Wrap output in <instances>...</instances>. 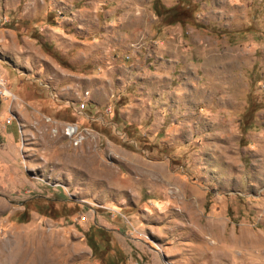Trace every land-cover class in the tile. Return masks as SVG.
<instances>
[{
  "label": "rangeland",
  "instance_id": "obj_1",
  "mask_svg": "<svg viewBox=\"0 0 264 264\" xmlns=\"http://www.w3.org/2000/svg\"><path fill=\"white\" fill-rule=\"evenodd\" d=\"M0 75V264H264V0H0Z\"/></svg>",
  "mask_w": 264,
  "mask_h": 264
},
{
  "label": "built area",
  "instance_id": "obj_2",
  "mask_svg": "<svg viewBox=\"0 0 264 264\" xmlns=\"http://www.w3.org/2000/svg\"><path fill=\"white\" fill-rule=\"evenodd\" d=\"M10 92L11 91L5 85L4 78L0 75V96L13 98L14 95ZM74 104L76 106H71V109L74 112H79L80 114H82L87 107L86 101L84 100L78 101ZM45 121L50 125L52 133H57L59 131L61 136L73 145L82 143L88 134L87 129L75 121L59 123L49 117H46Z\"/></svg>",
  "mask_w": 264,
  "mask_h": 264
},
{
  "label": "trees",
  "instance_id": "obj_3",
  "mask_svg": "<svg viewBox=\"0 0 264 264\" xmlns=\"http://www.w3.org/2000/svg\"><path fill=\"white\" fill-rule=\"evenodd\" d=\"M157 4H158V1H155L154 2L155 10H156V12L158 14H161L162 8L159 6V10H158ZM25 206L26 207H29L30 205L29 204H25ZM30 207L33 208V209H35L36 211H44V209H46L48 207V205L47 206H44L43 204L40 205L39 203H37L36 200H34L32 202V205ZM95 233H96V235L99 234V230H97ZM88 241H89V244H90L91 248H93V249H94L95 246H97L99 244L98 241H95V239H94L93 236L92 237H88ZM95 243H97V244H95Z\"/></svg>",
  "mask_w": 264,
  "mask_h": 264
}]
</instances>
